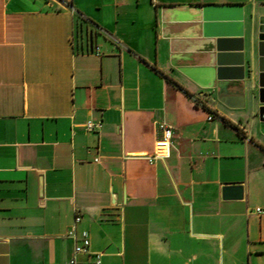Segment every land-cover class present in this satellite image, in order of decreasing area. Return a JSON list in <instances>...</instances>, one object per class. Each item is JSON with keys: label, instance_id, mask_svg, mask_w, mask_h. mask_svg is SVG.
Segmentation results:
<instances>
[{"label": "crops", "instance_id": "1", "mask_svg": "<svg viewBox=\"0 0 264 264\" xmlns=\"http://www.w3.org/2000/svg\"><path fill=\"white\" fill-rule=\"evenodd\" d=\"M204 4L244 5L237 85L181 70L209 64ZM263 16L264 0H0V264H66L78 211L101 264H264ZM163 122L171 155L151 162Z\"/></svg>", "mask_w": 264, "mask_h": 264}, {"label": "water", "instance_id": "2", "mask_svg": "<svg viewBox=\"0 0 264 264\" xmlns=\"http://www.w3.org/2000/svg\"><path fill=\"white\" fill-rule=\"evenodd\" d=\"M202 32L210 41L207 50L209 64L204 68L184 66L183 72L208 79V86L225 88L239 84L245 78L244 66V5L204 4L196 6ZM258 33V76L260 85V118L264 120V16L260 18ZM254 64L249 72H254Z\"/></svg>", "mask_w": 264, "mask_h": 264}, {"label": "built area", "instance_id": "3", "mask_svg": "<svg viewBox=\"0 0 264 264\" xmlns=\"http://www.w3.org/2000/svg\"><path fill=\"white\" fill-rule=\"evenodd\" d=\"M92 52L99 54L100 53V46L97 44ZM213 118V114L209 115V119ZM103 126V120H88L86 122V128L90 131H99ZM162 129V136L156 140L154 151L149 154H142L141 156H144L148 158L151 162L154 161L157 158H167L171 155L172 150V142L174 137V130L172 126L169 124L163 122L160 125ZM258 212H264V209L261 207L256 208ZM82 216L81 212H77L74 219V224L72 228L69 231V234L74 236L76 238V242L74 245L73 255L69 259V261L66 264H77L78 257L82 254H89L94 256V263L95 264H101L102 262V256L99 252H92L91 250V235L89 230L83 229L81 233L77 234V224L81 221Z\"/></svg>", "mask_w": 264, "mask_h": 264}]
</instances>
